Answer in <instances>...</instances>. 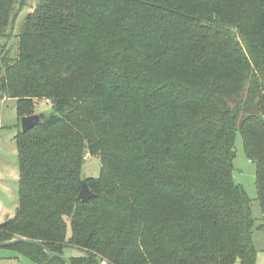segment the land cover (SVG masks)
Masks as SVG:
<instances>
[{"label":"trees","instance_id":"1","mask_svg":"<svg viewBox=\"0 0 264 264\" xmlns=\"http://www.w3.org/2000/svg\"><path fill=\"white\" fill-rule=\"evenodd\" d=\"M24 5L0 0V37ZM5 98L19 119L44 98L51 111L14 136L19 205L0 241L72 264L255 263L234 159L241 132L264 216V0H40L14 62L0 48Z\"/></svg>","mask_w":264,"mask_h":264},{"label":"rangeland","instance_id":"2","mask_svg":"<svg viewBox=\"0 0 264 264\" xmlns=\"http://www.w3.org/2000/svg\"><path fill=\"white\" fill-rule=\"evenodd\" d=\"M40 0H25V5L18 10V17L6 28V35L0 37V48H4V54L14 59L18 56V35L26 14L34 11ZM31 75L35 72L30 73ZM51 105L44 98L38 100L34 113H49ZM0 214H16L19 205L18 189L19 180L13 176L16 168L19 169L18 148L14 139L18 129H21L16 109V99L0 100ZM18 124V125H17ZM236 156L234 159V178L236 183L241 184L251 199L252 213L255 218L253 229V241L257 250L254 264H264V229L260 225L264 222L261 203L258 199L256 186V164L248 159L241 132L236 133L235 138ZM101 170V161L98 157L87 154L83 166V176H98ZM14 174V175H13ZM7 176V177H6ZM6 177V178H5ZM73 253L71 250L69 253ZM0 264H39L30 257L19 254L11 247L0 248Z\"/></svg>","mask_w":264,"mask_h":264},{"label":"water","instance_id":"3","mask_svg":"<svg viewBox=\"0 0 264 264\" xmlns=\"http://www.w3.org/2000/svg\"><path fill=\"white\" fill-rule=\"evenodd\" d=\"M44 117H45V113H34L31 115H26V116L21 117L22 131L27 132L31 128L35 127L40 122V120L43 119ZM95 196H96V194L90 188L89 183L87 182L86 179H84L82 184H81V189H80L79 194H78L79 200L87 202L90 199L94 198ZM21 242L28 243V244L35 245V246H39V247L43 248L45 250V252L48 253V255L51 258H59V259L63 260L65 264H72V262L68 256L53 251L45 243H43L41 241L26 238L23 236H16L10 240L0 241V246H9V245H14V244L21 243ZM237 261L238 262L240 261V257L237 258ZM102 264H111V263L108 261H104Z\"/></svg>","mask_w":264,"mask_h":264},{"label":"crops","instance_id":"4","mask_svg":"<svg viewBox=\"0 0 264 264\" xmlns=\"http://www.w3.org/2000/svg\"><path fill=\"white\" fill-rule=\"evenodd\" d=\"M6 100H8V99H2L1 101L2 102H4V101H6ZM3 121L4 120H1L0 121V123L2 122L3 123ZM16 170V172L14 173V174H17L16 176H13V178L12 179H14L15 181H17V180H19V178H20V172H19V169H18V167L15 169ZM13 174V175H14ZM7 177V176H6ZM5 177V178H6ZM1 209V208H0ZM1 211V210H0ZM16 214H0V222H4L6 219H8V218H11V217H14Z\"/></svg>","mask_w":264,"mask_h":264}]
</instances>
